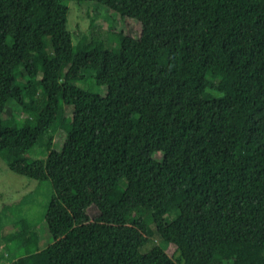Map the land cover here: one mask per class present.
<instances>
[{
    "label": "trees",
    "instance_id": "1",
    "mask_svg": "<svg viewBox=\"0 0 264 264\" xmlns=\"http://www.w3.org/2000/svg\"><path fill=\"white\" fill-rule=\"evenodd\" d=\"M65 1L0 0V154L51 188L52 242L13 221L14 264H159L155 237L165 264H264V0H84L140 23L115 51L75 46Z\"/></svg>",
    "mask_w": 264,
    "mask_h": 264
},
{
    "label": "rangeland",
    "instance_id": "2",
    "mask_svg": "<svg viewBox=\"0 0 264 264\" xmlns=\"http://www.w3.org/2000/svg\"><path fill=\"white\" fill-rule=\"evenodd\" d=\"M68 12L66 26L71 33L72 41L75 46L82 48L88 47L91 42L94 44L102 43L105 47L111 50H117L119 46V36L121 33L132 37L139 35L141 25L133 18H123L117 12L93 1L84 0H66ZM15 63H19L23 57L32 56L36 52V48L23 43L15 44ZM89 56L84 57V69L82 75L74 76L73 83L76 86L87 88L90 91H96V85L93 79L88 74L87 67L90 64ZM87 70V71H86ZM80 73V74H81ZM103 92V90H102ZM9 103H12L10 101ZM15 104H9L4 111V116L9 117L11 109H14ZM72 108L67 105L60 106L57 121L62 120L65 123L71 119ZM15 116L20 122L18 111ZM62 130L59 126L55 128L56 143L55 147H60V137ZM3 156V157H2ZM45 153L30 152L27 154V160L32 161L37 157H44ZM15 158V155L10 153L0 154V264H14L16 257L22 254L21 251L8 246V241L23 235V229L14 227V222L21 220L28 223H34L40 236L41 248L46 247L52 242L50 235L43 219L44 212L47 208V203L51 195V188L47 181H37L25 176L12 172L7 162ZM129 205L134 207L133 201ZM91 217L97 214L94 206L88 209ZM134 213L128 215V219H132ZM13 216V217H12ZM19 229V230H18ZM157 244L154 248L155 261L159 264H165L167 257L164 254L161 243L158 238L150 240L142 247V252L147 253L151 250L153 244ZM166 248L165 244H162ZM169 248V249H168ZM166 254L172 255L175 253L174 246H168ZM152 251V252H153Z\"/></svg>",
    "mask_w": 264,
    "mask_h": 264
}]
</instances>
